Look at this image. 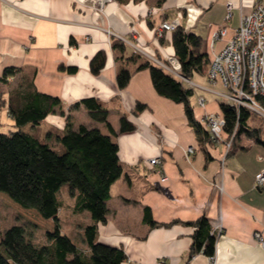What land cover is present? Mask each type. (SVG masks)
I'll use <instances>...</instances> for the list:
<instances>
[{
  "label": "crops",
  "instance_id": "crops-1",
  "mask_svg": "<svg viewBox=\"0 0 264 264\" xmlns=\"http://www.w3.org/2000/svg\"><path fill=\"white\" fill-rule=\"evenodd\" d=\"M253 2L109 0L97 10L94 0H0V76L6 66L34 72L35 88L61 102L39 126L42 134L63 129L67 115L73 128L84 124L107 132L82 104L75 105L87 97L106 107L115 131L122 116L135 125L133 131L114 136L123 173L110 187L106 221L98 224L96 235V241L124 250L123 264H209L203 253L188 257L193 227L185 222L201 215L219 232L215 264H264V249L254 237L256 230L264 229V188L255 183L256 174L264 170V146L241 136L232 151L223 143L207 144V158L183 105L155 91L148 68L137 69L147 58L161 67L178 62L172 31L157 32L162 21L178 20L199 34L201 51L211 58L234 35ZM228 3L232 14L227 19ZM219 28L225 34L216 37ZM115 40L124 47L113 48ZM99 51L105 53L104 66L93 74L90 60ZM60 65L76 69L69 72ZM121 67L132 72L123 88L116 79ZM19 75L0 81V106L5 109L9 85ZM182 80L193 88L190 102L197 120L221 113L219 103L227 89L220 82H210L206 73ZM137 102L145 104L142 111L135 112ZM188 147L193 152L187 153ZM154 157L160 163L151 165ZM161 175L167 179L161 181ZM145 206L157 223L178 222L151 226L144 220ZM83 215L84 221L76 223L80 234L89 222Z\"/></svg>",
  "mask_w": 264,
  "mask_h": 264
},
{
  "label": "trees",
  "instance_id": "trees-1",
  "mask_svg": "<svg viewBox=\"0 0 264 264\" xmlns=\"http://www.w3.org/2000/svg\"><path fill=\"white\" fill-rule=\"evenodd\" d=\"M201 42L199 34L181 25L172 31L171 43L182 78L207 72L210 58L201 51ZM112 47L124 46L115 40ZM136 57L139 56L129 59L136 60ZM104 62L105 53L97 52L90 60L91 72L98 74ZM59 68L69 72L76 69L63 65ZM143 68L149 69L153 87L160 96L183 105L188 124L207 158L210 157L207 144L230 140L228 151H232L241 136L264 146V128L250 122L256 115L250 109L220 102V114L224 119L223 140L215 142L204 124L195 118L190 102L193 88L148 58L137 65V69ZM131 73L127 67L119 68L116 75L119 88L127 85ZM17 74H20L19 79L9 89L6 100L13 130L0 131V193L22 208L34 210L43 219L51 220L53 225L43 231V240L37 242L31 237L35 224L15 214L16 221L0 231V264H123L127 259L124 250L96 241V235L98 224L106 221L110 187L123 173L114 136L133 131L135 125L122 116L115 131L108 121L106 107L98 99L87 97L75 105L82 104L90 118L103 123L107 132L84 124L73 128L70 115H67L63 129H49L42 134L39 126L56 107L61 108L60 99L37 90L33 83L34 72H23L21 67H4L0 81L7 83ZM244 87L249 90L246 81ZM254 99L264 107V95H255ZM2 102L0 98V104ZM144 108L145 104L137 102L135 112ZM64 184L73 199L69 206L72 213H86L89 217L81 232L84 247L61 228L59 213L63 204L58 194ZM144 220L151 226L178 222H155L148 206L144 207ZM185 223L193 227L188 257L197 253L214 255L219 232L212 229L206 216Z\"/></svg>",
  "mask_w": 264,
  "mask_h": 264
},
{
  "label": "built area",
  "instance_id": "built-area-1",
  "mask_svg": "<svg viewBox=\"0 0 264 264\" xmlns=\"http://www.w3.org/2000/svg\"><path fill=\"white\" fill-rule=\"evenodd\" d=\"M107 1L109 0H94L97 10H102ZM231 9L232 5L228 3L227 19L231 17ZM179 25L178 20L162 21L157 32L161 35L163 31H173ZM224 34V28H219L214 33L216 37ZM163 67L181 77L178 62L173 67ZM206 75L210 82L218 81L227 89L221 95L225 102L245 106L256 115L264 117V107L254 99L255 95H264V1L254 0L250 11L242 15L234 35L211 56ZM245 81L249 90L244 87ZM200 121L209 130L213 140L222 142L224 119L221 114L204 115ZM224 144L227 150L231 148L230 140ZM186 152H193V148L188 147ZM149 163L158 164L160 159L151 158ZM166 179L165 175H161V181ZM255 183L264 188V170L256 174ZM254 237L264 249V229L256 230ZM209 264H215L213 255L209 256Z\"/></svg>",
  "mask_w": 264,
  "mask_h": 264
},
{
  "label": "rangeland",
  "instance_id": "rangeland-1",
  "mask_svg": "<svg viewBox=\"0 0 264 264\" xmlns=\"http://www.w3.org/2000/svg\"><path fill=\"white\" fill-rule=\"evenodd\" d=\"M17 82V81H16ZM16 82L11 83L9 88L15 86ZM11 119L8 117L7 109L0 106V131L7 132L9 130H13ZM250 122L253 125H258L264 128V117L255 115L250 119ZM241 138L238 139L240 141ZM216 142V140H214ZM224 144V143H223ZM225 145V144H224ZM67 185L64 184L61 187V192L58 194L59 199L62 202V208L59 213L60 224L63 231L69 233L77 243L82 242V236L78 232V219L82 220L85 219V216L82 214L75 215L72 213L70 209V203L72 202V198L68 194ZM2 196V198H1ZM18 214L20 217L25 218L26 220L35 224V229L31 233V237L35 241H42L43 240V231L45 229L51 228L52 221L46 220L40 217V215L34 210H27L19 206L18 204L10 201L7 196L0 195V231L7 227L9 224L16 221V215ZM82 231V230H81Z\"/></svg>",
  "mask_w": 264,
  "mask_h": 264
}]
</instances>
